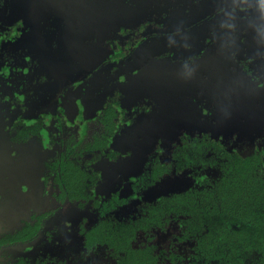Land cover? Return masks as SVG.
Wrapping results in <instances>:
<instances>
[{"label":"rangeland","instance_id":"rangeland-1","mask_svg":"<svg viewBox=\"0 0 264 264\" xmlns=\"http://www.w3.org/2000/svg\"><path fill=\"white\" fill-rule=\"evenodd\" d=\"M129 1L135 2V6L130 5ZM161 1L22 0L16 9L14 7L15 18L19 17L24 25L22 41L26 38L32 43L30 49L39 50L45 55L41 68L43 76L47 77L45 82H51L46 89L49 90L46 96H50V105L41 99L37 103V110L55 105L56 99L51 96L56 95L58 86L91 74L111 51L109 39L116 35L117 40V34L122 28L153 21L155 16L152 6L154 4L161 11ZM165 2V12L174 14L177 19L171 23L170 29L176 31L192 25L189 30L156 36L139 44L131 54L130 62H123L130 67L132 76L129 80L127 75L114 71L113 66L109 65L92 75L86 84L79 85L76 91L69 93L77 100L81 99L86 109L91 111L101 109L113 92L118 90L132 99L131 104L145 98L153 106L149 113H143L137 120L122 127L116 142L112 143L113 149L119 153L118 157L100 163L103 179L99 189L105 193L119 182L118 175L112 177L110 170L122 166L121 175H129L122 177H130L133 170L140 169L145 157L157 144L164 146L168 152L184 132H211L213 136L223 137L234 135L235 143L228 147L238 152L246 146L242 142L245 140L249 141L247 144L261 143L264 146V89L253 82L237 64L238 59L245 58L246 52L259 60L262 50L257 47L254 38L250 39L246 35L249 34L246 26L253 25V35L264 37V12L260 7L264 0H197V4L194 0ZM229 5L257 9L252 10L255 14L243 13L252 15L251 19L242 18L239 13L242 11L234 9L224 10L207 19L213 10ZM198 20L204 21L196 25ZM43 23L52 27L46 32L38 27ZM197 40L202 41V44H198L195 55L193 50H196ZM240 41L245 42L242 43L246 50H243ZM16 43H0V68L5 63L6 55L13 51L11 45ZM56 44L58 48L55 50ZM257 70L264 77L263 61L258 63ZM51 77H54L53 82ZM28 145L32 146L30 143ZM11 152L12 146L3 143L0 137L1 177L13 160ZM20 152L25 153L23 150ZM176 176L169 175L157 183L155 195L169 189H185L191 184V177L186 172L181 174L178 182ZM42 203L44 201L31 203V207H45ZM83 214L75 210L74 216L68 215L62 222L70 227L71 232H77V224ZM90 218L94 219L92 213ZM18 225L19 216L10 219L8 215L0 214V232L14 229ZM46 238L50 236L43 230L42 236L35 243L38 252L50 247L48 243L52 240L46 242ZM73 243L77 244V239ZM80 246L79 238L77 248Z\"/></svg>","mask_w":264,"mask_h":264},{"label":"flooded vegetation","instance_id":"flooded-vegetation-1","mask_svg":"<svg viewBox=\"0 0 264 264\" xmlns=\"http://www.w3.org/2000/svg\"><path fill=\"white\" fill-rule=\"evenodd\" d=\"M21 1L0 0V43L2 41L17 42L15 45H11L13 51L6 55L5 63L0 68V137L3 139V143L12 146L11 153H13V160L7 165L5 175L0 176V214H6L10 219L19 216V225L16 228L0 232V264H91L93 262L102 264V256L99 255L102 252H92V249L88 250L85 246V229H89L101 216L102 218L107 216L108 223H112L115 219L122 221L135 218V214L139 213L141 208V200H151L157 195L154 193L155 187L141 191L135 190L134 186L138 176L145 171H151L156 164L169 163L173 159L174 150L179 143H193L191 148L195 151L197 143H208L205 147L208 159L216 158L218 156L214 155L227 153V151L240 156L255 153L258 155L259 163L263 166L264 171V146L261 143L247 144L249 141H242L246 146L238 152L230 150L228 147L235 143L234 135L223 137L213 136L211 132H184L168 152L165 151L164 146L161 147L157 144L145 157L140 169L133 170L130 177H122L129 176L124 173L121 175L122 166L110 170L112 177L116 178L118 175V185L107 193L103 189L101 191L99 187L102 184L103 174L100 163L102 160L109 162V158L116 159L119 155L113 149L112 143L116 142V138L125 124L137 120V117L143 113H149L153 106L149 105V101L145 98L138 99L137 102L131 104L132 99L127 98L118 90L113 92L101 109L91 111L86 109L81 99L77 100L69 93L76 91L79 85L86 84L92 75L109 65L113 66L114 71L127 75L126 78L129 80L132 76L129 72L130 67L124 63L127 65L125 69L123 62L124 60H128L127 63L130 62V56L139 44L156 36L185 32L192 25L172 31L171 23L176 22L177 19L174 14L165 12L167 4L165 1L168 0L161 1V11L157 10L153 4L151 9L155 16L153 21L148 24L143 22V24L140 23L131 28H122L117 34V40H115L116 35L113 39H109L108 45L111 51L99 63V66L83 79L67 81L58 86L57 96L55 94L51 96L56 99L54 108L52 106L48 108L50 96H46V93L49 92L46 89L48 83L51 84V82H45L47 77L43 76L44 71L41 68V61L45 55L39 50L30 49L32 43L26 38H24L25 41H22V36L25 35L22 31L24 25L19 17L15 18L14 16V7L16 9ZM150 1L155 2V0ZM194 1L197 4V0ZM128 3L135 6L133 1ZM243 8L247 7L244 5L242 7L221 6L209 13L207 19L213 18L227 9L237 11ZM247 9L248 11L245 13L255 14L252 10L257 8L248 7ZM239 13L242 18L247 16L243 15V11ZM247 17L251 19L253 16ZM203 21L198 20L196 25ZM39 26L46 32L52 27L45 23ZM246 28L249 31V34L246 35L250 39L254 38L257 47L262 51L259 60L247 55L246 52L245 58L238 59L239 63L237 64L253 82L264 89V77L262 76V78V72L257 70L258 63L264 62V37L253 35V25H247ZM244 41L246 42V40ZM244 41H240V43L243 50H246ZM31 42L33 41L31 40ZM121 44L123 46H120ZM198 44L201 45L202 41L197 40L196 50H193L195 55L199 48ZM57 48L56 44L55 50ZM52 79L54 77H51ZM3 84L10 85V87ZM41 99L43 103L46 101L45 104H48L43 109L44 111H39L36 108ZM11 116L14 117L11 118ZM29 143L32 146L28 145ZM215 146L218 148L215 149ZM34 151L39 154L35 155ZM44 152L45 154H43ZM206 170L211 178L220 173L219 170H214L211 166H208ZM75 172V179L78 181L74 184L67 183L68 176ZM156 172L154 174L157 176ZM166 172L167 170L163 172L162 178H165ZM185 172L191 177V184L187 187L189 188L195 184L191 169L179 172L176 169L174 172L173 169L169 175H177L178 178H175L178 182L181 174ZM170 190L174 189L167 191ZM107 200L111 209L105 214L104 205ZM43 201L42 204L45 207H31V203ZM27 205H30L29 209ZM74 209L79 213H84L77 224V232H71L70 227L65 226V223L62 222V219L68 215L74 216ZM91 213L94 219L90 218ZM43 230L50 236V238H46V242L51 240L52 242L48 243L50 247L45 251L38 252L35 243L42 236ZM179 233L180 225L173 221L167 230L158 232L151 241L161 247L166 245L169 252L174 250V253L178 254L176 262L170 264H180V255L184 253V256H189L192 251L188 245L180 242L177 236ZM20 234L28 237L19 239ZM165 234L169 235L162 239L161 237ZM149 236H145L143 240L148 241ZM79 238L81 246L77 248ZM74 239H77V244L73 243ZM170 243L172 244L170 245ZM108 258L114 260L110 255Z\"/></svg>","mask_w":264,"mask_h":264},{"label":"trees","instance_id":"trees-1","mask_svg":"<svg viewBox=\"0 0 264 264\" xmlns=\"http://www.w3.org/2000/svg\"><path fill=\"white\" fill-rule=\"evenodd\" d=\"M192 144H177L173 159L140 174L134 189L154 188L164 180L163 172L167 170V177L173 169H191L194 185L162 192L151 200L138 196L142 204L135 218L108 223L107 216H101L85 229V246L102 252V264L175 263L178 254L174 250L151 242L173 221L180 225V242L192 250L189 256L180 255V264H264V171L258 155L227 151L208 159V143H197L196 151ZM208 166L220 173L211 178ZM75 175H69L67 183L78 181ZM104 206L106 214L111 209L108 200ZM147 235L149 240L144 241Z\"/></svg>","mask_w":264,"mask_h":264},{"label":"clouds","instance_id":"clouds-1","mask_svg":"<svg viewBox=\"0 0 264 264\" xmlns=\"http://www.w3.org/2000/svg\"><path fill=\"white\" fill-rule=\"evenodd\" d=\"M241 11H243V12H247L248 9H247V8H243V9H241ZM261 11L264 12V4L261 5ZM244 19H248V17L245 16Z\"/></svg>","mask_w":264,"mask_h":264}]
</instances>
